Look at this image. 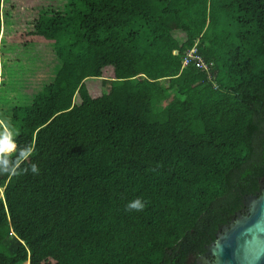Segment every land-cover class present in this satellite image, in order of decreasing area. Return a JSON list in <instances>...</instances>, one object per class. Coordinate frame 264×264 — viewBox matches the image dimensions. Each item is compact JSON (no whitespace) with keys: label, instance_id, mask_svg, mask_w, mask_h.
<instances>
[{"label":"trees","instance_id":"1","mask_svg":"<svg viewBox=\"0 0 264 264\" xmlns=\"http://www.w3.org/2000/svg\"><path fill=\"white\" fill-rule=\"evenodd\" d=\"M5 140L0 264L181 263L264 177V0H0Z\"/></svg>","mask_w":264,"mask_h":264},{"label":"water","instance_id":"2","mask_svg":"<svg viewBox=\"0 0 264 264\" xmlns=\"http://www.w3.org/2000/svg\"><path fill=\"white\" fill-rule=\"evenodd\" d=\"M262 179V178H261ZM258 194L244 196L245 214L224 228L206 246L210 255L203 264H264V185Z\"/></svg>","mask_w":264,"mask_h":264},{"label":"flooded vegetation","instance_id":"3","mask_svg":"<svg viewBox=\"0 0 264 264\" xmlns=\"http://www.w3.org/2000/svg\"><path fill=\"white\" fill-rule=\"evenodd\" d=\"M261 182L264 183V177H261ZM259 191H256V195L258 194ZM244 201V199H243ZM242 201V202H243ZM245 207L242 206V208L237 211V212H234V214L231 215L230 217V220L227 222V223H223V224H218L216 226V230L214 232V240L216 239V237L221 234L223 232V229L224 228H227L229 227V225L231 223H233V221H235V219L238 218V215L237 213H240L241 215H244L246 212H245ZM214 240H212L211 242H213ZM210 242V243H211ZM209 243V244H210ZM209 244H206L204 245V249L203 251H199V250H195V251H190L188 252L185 256H184V259H182V262L179 263V264H203L210 255L206 254V246L209 245Z\"/></svg>","mask_w":264,"mask_h":264},{"label":"rangeland","instance_id":"4","mask_svg":"<svg viewBox=\"0 0 264 264\" xmlns=\"http://www.w3.org/2000/svg\"><path fill=\"white\" fill-rule=\"evenodd\" d=\"M111 61H112L111 59H108V62H111ZM120 64H121V62H120ZM120 64H117L116 69L114 71L115 72L114 74L118 73V71L120 69ZM110 76H112V73H110ZM92 81H94V80H92ZM62 90H65V89H54L52 92V97H54L58 102L57 103V105H58L57 110L58 111L71 109V106L73 104H75L78 100V98L76 97L74 92L62 91ZM7 143L8 142L5 140L3 143L2 149H4L5 144H7ZM5 151H8V150L5 149ZM24 264H27V263H24ZM41 264H43V263H41Z\"/></svg>","mask_w":264,"mask_h":264},{"label":"built area","instance_id":"5","mask_svg":"<svg viewBox=\"0 0 264 264\" xmlns=\"http://www.w3.org/2000/svg\"><path fill=\"white\" fill-rule=\"evenodd\" d=\"M188 64H192L194 67L198 69L208 70L211 66V61L205 62L202 60L201 55L196 49L195 44H193L190 48H188L181 57L180 65L186 66Z\"/></svg>","mask_w":264,"mask_h":264},{"label":"clouds","instance_id":"6","mask_svg":"<svg viewBox=\"0 0 264 264\" xmlns=\"http://www.w3.org/2000/svg\"><path fill=\"white\" fill-rule=\"evenodd\" d=\"M0 151H5V149H0ZM28 151H29V154H30V150H28ZM10 167L11 166H10L9 160L0 157V170H2V171H8L10 169ZM31 170H32V172L34 174L38 172V169H37L36 165H32ZM128 207L130 209L139 210V209H142L143 208V204L141 203V201L139 199H137L134 202L130 203L128 205Z\"/></svg>","mask_w":264,"mask_h":264}]
</instances>
